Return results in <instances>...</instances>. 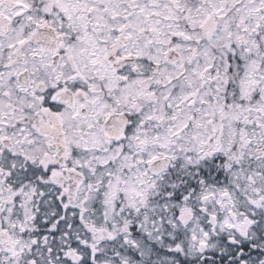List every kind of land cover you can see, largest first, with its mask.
I'll use <instances>...</instances> for the list:
<instances>
[{
	"label": "snow or ice",
	"instance_id": "obj_1",
	"mask_svg": "<svg viewBox=\"0 0 264 264\" xmlns=\"http://www.w3.org/2000/svg\"><path fill=\"white\" fill-rule=\"evenodd\" d=\"M0 264H264V0H0Z\"/></svg>",
	"mask_w": 264,
	"mask_h": 264
}]
</instances>
